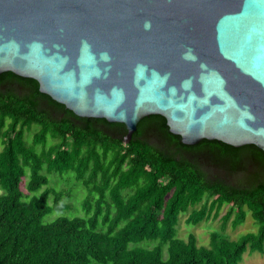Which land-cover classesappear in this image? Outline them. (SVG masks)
<instances>
[{
    "label": "trees",
    "instance_id": "1",
    "mask_svg": "<svg viewBox=\"0 0 264 264\" xmlns=\"http://www.w3.org/2000/svg\"><path fill=\"white\" fill-rule=\"evenodd\" d=\"M126 134L122 123L77 116L32 78L0 74V264H240L264 252L261 148L186 145L157 114ZM51 174L83 188L80 214ZM224 205L222 230L247 213L257 230L237 240L212 231L208 246L176 236L180 213L196 225Z\"/></svg>",
    "mask_w": 264,
    "mask_h": 264
},
{
    "label": "water",
    "instance_id": "2",
    "mask_svg": "<svg viewBox=\"0 0 264 264\" xmlns=\"http://www.w3.org/2000/svg\"><path fill=\"white\" fill-rule=\"evenodd\" d=\"M79 117L157 114L181 142L264 151V0H0V74Z\"/></svg>",
    "mask_w": 264,
    "mask_h": 264
},
{
    "label": "rangeland",
    "instance_id": "3",
    "mask_svg": "<svg viewBox=\"0 0 264 264\" xmlns=\"http://www.w3.org/2000/svg\"><path fill=\"white\" fill-rule=\"evenodd\" d=\"M33 130L25 135V141L30 144V139L32 137ZM152 141H156V138L150 136ZM1 150V145H0ZM50 182L52 180V185H54L57 189H64L71 191L70 196L65 197L64 201L66 203H71L74 205L72 212L76 214H80L81 211L79 208L80 199L84 195V190L82 187L75 185L74 182L70 181V177H60L57 175H49ZM23 191L26 193L24 186L21 185ZM4 193V190L0 188V194ZM227 206H223L219 215L217 217H209L208 219H204L196 225L186 224L185 219L189 214V210L187 212H183L179 214L178 224L176 227V236L179 238L186 239L189 234H194L197 238L199 245H209L210 233L212 231H218L222 235L228 236L230 239L237 240L242 234L247 232H254L258 228V223H256L253 218L250 216V213H247L245 220L240 223L236 228H232L231 220H229L226 224L224 230L221 229V216L226 212ZM57 213L50 216L53 218ZM144 243V242H143ZM145 243L154 244L153 241H146ZM240 264H264V252L254 251L253 253H245L243 255V259Z\"/></svg>",
    "mask_w": 264,
    "mask_h": 264
}]
</instances>
